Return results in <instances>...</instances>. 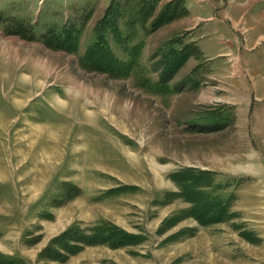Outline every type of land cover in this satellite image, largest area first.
Listing matches in <instances>:
<instances>
[{"label": "rangeland", "instance_id": "rangeland-1", "mask_svg": "<svg viewBox=\"0 0 264 264\" xmlns=\"http://www.w3.org/2000/svg\"><path fill=\"white\" fill-rule=\"evenodd\" d=\"M115 1L0 0V264H264V49L250 89L155 0L132 68L83 56Z\"/></svg>", "mask_w": 264, "mask_h": 264}, {"label": "crops", "instance_id": "crops-1", "mask_svg": "<svg viewBox=\"0 0 264 264\" xmlns=\"http://www.w3.org/2000/svg\"><path fill=\"white\" fill-rule=\"evenodd\" d=\"M224 4L223 13L233 15L232 23L216 15V9L221 6L206 0H187L189 21L194 23L190 40L206 56L240 58L241 65L236 64V68L242 69L237 71L248 73L252 78L249 88L256 89L257 48L264 49V0H229Z\"/></svg>", "mask_w": 264, "mask_h": 264}, {"label": "trees", "instance_id": "trees-1", "mask_svg": "<svg viewBox=\"0 0 264 264\" xmlns=\"http://www.w3.org/2000/svg\"><path fill=\"white\" fill-rule=\"evenodd\" d=\"M156 2L155 0H127L126 4L124 6L119 5L116 1L113 2L110 5L109 12L102 18V20L99 23L97 31V38L96 41L90 45V47L86 50L83 56H95L94 59L97 57L98 60L101 59V61H108V63L112 64L115 58V61L117 59L116 55L114 56H108L106 52H108V43H109V36L115 35L117 38L116 42L119 45L126 44L128 45L125 49L128 54L127 59H120L119 61L124 63L125 67L128 66V68H132L134 65L135 56L133 52L134 51V37L136 34V28L135 24L140 23L141 25H144L149 18L152 16L151 10L154 8ZM127 5V6H126ZM146 6H149L146 8ZM170 11L172 13H170ZM168 10V7L163 10L162 15H166L163 17L162 20H166V18L173 15L172 10ZM168 12V14H165ZM125 14V15H124ZM175 14V13H174ZM119 15L120 18L123 19V15L125 18L127 17V26H129L130 30L127 32L122 29V26H119ZM124 18V19H125ZM162 22V21H161ZM154 24H152V27H150V30L154 29ZM158 24V23H157ZM122 33L121 39H118V33ZM58 33L62 34L61 36L64 39H66V33L63 30H58ZM131 44V46H130ZM173 48H171L172 50ZM185 47H181L177 49L176 54H173L172 51L165 52L168 57L165 58L166 64H168L169 67H179L181 63L184 61V58L188 55L187 50H185ZM103 50V51H102ZM172 52V53H171ZM91 60V59H90ZM93 60V59H92Z\"/></svg>", "mask_w": 264, "mask_h": 264}, {"label": "bare ground", "instance_id": "bare-ground-1", "mask_svg": "<svg viewBox=\"0 0 264 264\" xmlns=\"http://www.w3.org/2000/svg\"><path fill=\"white\" fill-rule=\"evenodd\" d=\"M53 133V132H52ZM42 134V133H41ZM51 136V135H50Z\"/></svg>", "mask_w": 264, "mask_h": 264}]
</instances>
